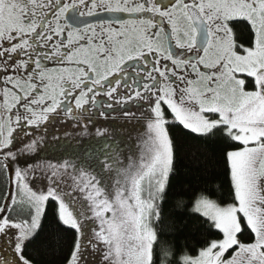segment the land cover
I'll return each instance as SVG.
<instances>
[{
    "label": "snow or ice",
    "instance_id": "1",
    "mask_svg": "<svg viewBox=\"0 0 264 264\" xmlns=\"http://www.w3.org/2000/svg\"><path fill=\"white\" fill-rule=\"evenodd\" d=\"M129 101L139 147L129 134L57 163L37 155L55 131L86 135V118ZM216 141L228 199L171 193L180 153L200 161ZM170 194L205 229L196 245L163 246ZM37 253L264 264V0H0V264H44Z\"/></svg>",
    "mask_w": 264,
    "mask_h": 264
},
{
    "label": "trees",
    "instance_id": "2",
    "mask_svg": "<svg viewBox=\"0 0 264 264\" xmlns=\"http://www.w3.org/2000/svg\"><path fill=\"white\" fill-rule=\"evenodd\" d=\"M222 146L220 141L206 143L202 148L204 156L200 161H194L185 148L178 156L175 172L170 178L171 193L182 192L189 186H196L207 188L215 199H228L229 188L221 158ZM125 147L130 149L127 145ZM173 194L166 198L163 205L164 219L159 227L160 240L164 247L173 249L196 245L205 229L193 218L185 215L182 209L176 207V201L180 197ZM37 256L44 264H57V257L54 254L37 253Z\"/></svg>",
    "mask_w": 264,
    "mask_h": 264
},
{
    "label": "flooded vegetation",
    "instance_id": "3",
    "mask_svg": "<svg viewBox=\"0 0 264 264\" xmlns=\"http://www.w3.org/2000/svg\"><path fill=\"white\" fill-rule=\"evenodd\" d=\"M104 100H107V98H103ZM113 108L112 109H104V115H99L98 112L91 117L86 118L85 125L87 133H90L91 131L95 130L97 126H105L103 128L105 129H112L110 126H117L120 121V119H125L127 122L126 125L129 127L126 129H129L127 133L122 135L121 138H125L126 135H132L138 130L145 129V126L142 123H129V121L123 116V112L125 109H131L132 112L136 113L137 116L140 115L141 109L139 107V104L134 101H129L127 104L119 105L113 102ZM114 123V124H113ZM126 125H124L126 127ZM132 125H136L135 130H133ZM96 127V128H94ZM84 128V125H81L76 128H68L67 132L71 133V135H65L63 130H57L54 132V136L57 138H53V136L49 135L46 137V142L40 147V149L37 152V155H41L43 160H51L52 162H55L56 160H60L64 158V154L71 155L74 151L77 150H84L85 147H82L81 145H77L78 141L77 139L81 137L80 132ZM94 128V129H92ZM123 130V128H121ZM52 131V130H50ZM120 139V136H119ZM64 151V152H61Z\"/></svg>",
    "mask_w": 264,
    "mask_h": 264
},
{
    "label": "rangeland",
    "instance_id": "4",
    "mask_svg": "<svg viewBox=\"0 0 264 264\" xmlns=\"http://www.w3.org/2000/svg\"><path fill=\"white\" fill-rule=\"evenodd\" d=\"M120 121H124V122H119V124L117 126L116 125L115 126H110L112 129H105V128H103L105 126H100V125L97 126V128L94 127V128H96L95 130L91 131L90 133H87L86 135H81V137H79L77 139V141H78L77 145H81L82 147L86 148V146H89L91 143L103 140L106 137L107 138H112V139H119V136H120V138H121L122 135H124L125 133H127L129 131V129H126L129 126L126 125L127 122L125 121V119H120ZM135 122L137 123V121H132L131 123H135ZM124 125H126V127ZM94 128H92V129H94ZM121 128H123V130H121ZM97 129L102 131L104 133V135L103 136H97L96 135V130ZM145 131H146V128L143 129V130H138L135 133H133L132 135H130V138L127 139V144L126 145L131 149L132 143H133V141H135L137 147H139L140 144H141V141H140L139 138L143 137ZM91 137H93V138H91ZM126 137H129V135H126ZM91 139H93L94 141H90ZM61 152H64V151L61 150ZM71 156L72 155L64 154V158L65 159L66 158H71ZM59 161H60V157H59L58 160H56L53 163H57Z\"/></svg>",
    "mask_w": 264,
    "mask_h": 264
},
{
    "label": "water",
    "instance_id": "5",
    "mask_svg": "<svg viewBox=\"0 0 264 264\" xmlns=\"http://www.w3.org/2000/svg\"><path fill=\"white\" fill-rule=\"evenodd\" d=\"M104 15H108V14H104Z\"/></svg>",
    "mask_w": 264,
    "mask_h": 264
}]
</instances>
